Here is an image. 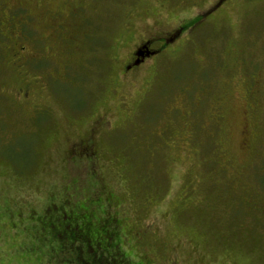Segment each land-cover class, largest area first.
Listing matches in <instances>:
<instances>
[{"label": "rangeland", "instance_id": "1", "mask_svg": "<svg viewBox=\"0 0 264 264\" xmlns=\"http://www.w3.org/2000/svg\"><path fill=\"white\" fill-rule=\"evenodd\" d=\"M217 1L0 0V264H264V0Z\"/></svg>", "mask_w": 264, "mask_h": 264}, {"label": "flooded vegetation", "instance_id": "2", "mask_svg": "<svg viewBox=\"0 0 264 264\" xmlns=\"http://www.w3.org/2000/svg\"><path fill=\"white\" fill-rule=\"evenodd\" d=\"M230 0H218L213 6H211L210 8H208L206 10V12H204L203 16L204 18L207 19H213V16L216 12H218L222 6H224L227 2H229ZM23 7H17L16 9H11L9 7H6V4L3 5L0 10L1 11H5L7 14H9L8 19L6 18V20L8 21H15L17 20V17H20V12L24 13V12H29L28 11V7L25 8ZM23 10V11H22ZM23 19L25 20V24H27V22L30 20L24 13L23 15ZM32 20V19H31ZM3 21H0V48L2 46H10L8 44V41H13V50L16 52V55L19 56V58H23V56L25 55V50L29 49L28 48V43H30V46L32 45V47L34 46L33 43H35L34 41H32L33 39H29V37H26L24 35V33L21 32V30H19L17 28L16 22L15 24H11L10 27H14L17 30H11L12 32H10L9 28L6 26L5 28L3 27ZM9 29V30H8ZM7 33V35H6ZM59 36V35H57ZM62 38V44L68 43L67 39H64L63 36H59ZM176 39V35L175 32L170 34L169 33H165V34H160V35H156V34H151V37L148 38L146 41H143L141 43H139L136 48L133 50V52L130 54V56L128 57L127 62L125 63V65L123 66V75L128 74L129 72H132L134 70H136L138 67H140L142 64L145 63V61H147L148 58H150L151 56H153L155 53H161V51L164 52V49H170V45L171 43L174 42V40ZM6 41V42H5ZM23 41V42H22ZM40 42V40H39ZM43 42V41H41ZM46 46L45 43H43V45H39V49H43ZM156 46V49H155ZM43 52L45 53L46 50L44 49ZM62 54H67L66 50L62 51ZM35 59V58H34ZM32 59L29 60V63ZM36 60L38 62H46V58H39V59H35L34 62L32 63L33 67H37L36 65ZM46 64V63H45ZM136 68V69H134ZM85 144V145H84ZM78 148L76 150H79L77 152L83 154L86 153V149L90 147L89 142L88 143H83V144H78L77 146ZM75 150V151H76ZM87 154V153H86ZM115 220L116 223V227H114V232H113V238L115 239V237H117V235L119 234L118 231L116 230V228L118 227L117 223L118 221ZM114 223V224H115ZM121 234V232H120ZM116 248V247H115ZM117 253L119 255V260H121L120 257H123V253L119 250H117Z\"/></svg>", "mask_w": 264, "mask_h": 264}, {"label": "trees", "instance_id": "3", "mask_svg": "<svg viewBox=\"0 0 264 264\" xmlns=\"http://www.w3.org/2000/svg\"><path fill=\"white\" fill-rule=\"evenodd\" d=\"M88 226V225H87ZM87 229H90V227L88 226V228ZM86 229V230H87ZM105 237H106V239L105 240H109V241H105L102 237H98L96 240H100V242H96V245L98 246V247H100V248H102V249H105L106 250V248H107V252L108 251H110V252H108V253H113L115 250H117V245L118 244H116V246L115 245H113L112 244V238L114 237V236H109L108 234H105ZM92 239V237H90L89 236V234H87V240L88 241H90ZM115 239H116V237H115ZM116 247V248H115ZM89 249H91L90 247H89ZM112 250V251H111ZM110 257H115V253L114 254H111V255H109ZM108 260L109 261H111V259L110 258H108ZM114 262H116L115 260H114Z\"/></svg>", "mask_w": 264, "mask_h": 264}]
</instances>
